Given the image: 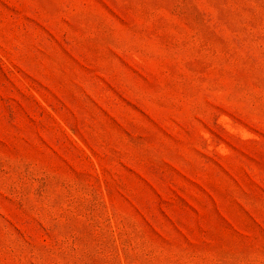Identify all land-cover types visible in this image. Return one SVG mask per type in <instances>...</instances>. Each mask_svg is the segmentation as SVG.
Listing matches in <instances>:
<instances>
[{"label": "rangeland", "instance_id": "374dc122", "mask_svg": "<svg viewBox=\"0 0 264 264\" xmlns=\"http://www.w3.org/2000/svg\"><path fill=\"white\" fill-rule=\"evenodd\" d=\"M0 264H264V0H0Z\"/></svg>", "mask_w": 264, "mask_h": 264}]
</instances>
